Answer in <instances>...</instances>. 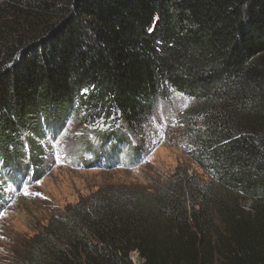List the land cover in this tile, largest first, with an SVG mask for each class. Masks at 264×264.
Segmentation results:
<instances>
[{
    "label": "trees",
    "instance_id": "16d2710c",
    "mask_svg": "<svg viewBox=\"0 0 264 264\" xmlns=\"http://www.w3.org/2000/svg\"><path fill=\"white\" fill-rule=\"evenodd\" d=\"M175 92L209 184L97 191L25 264H264V0H0V176L70 117L134 135Z\"/></svg>",
    "mask_w": 264,
    "mask_h": 264
},
{
    "label": "rangeland",
    "instance_id": "374dc122",
    "mask_svg": "<svg viewBox=\"0 0 264 264\" xmlns=\"http://www.w3.org/2000/svg\"><path fill=\"white\" fill-rule=\"evenodd\" d=\"M193 104L173 93L157 104L134 135L116 121L70 117L63 127L53 126L38 140L42 156L36 173L31 167L14 170L12 178L0 176V264H25L30 240L51 221L62 219L67 205L97 191L141 186L157 192L172 186L189 194L196 184H209V175L188 154L184 116ZM113 125L122 128L121 134H106ZM217 192L231 199L224 189ZM244 202L246 207L250 204ZM130 259L143 264L137 252Z\"/></svg>",
    "mask_w": 264,
    "mask_h": 264
},
{
    "label": "snow or ice",
    "instance_id": "6c2138e0",
    "mask_svg": "<svg viewBox=\"0 0 264 264\" xmlns=\"http://www.w3.org/2000/svg\"><path fill=\"white\" fill-rule=\"evenodd\" d=\"M151 30V29H150Z\"/></svg>",
    "mask_w": 264,
    "mask_h": 264
}]
</instances>
